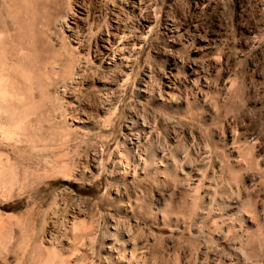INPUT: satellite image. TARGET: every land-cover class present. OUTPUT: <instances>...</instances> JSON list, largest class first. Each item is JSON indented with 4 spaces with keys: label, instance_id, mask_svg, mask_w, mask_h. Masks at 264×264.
Wrapping results in <instances>:
<instances>
[{
    "label": "rangeland",
    "instance_id": "374dc122",
    "mask_svg": "<svg viewBox=\"0 0 264 264\" xmlns=\"http://www.w3.org/2000/svg\"><path fill=\"white\" fill-rule=\"evenodd\" d=\"M53 2L0 0V63L8 64L2 86L17 98L0 110V264H45L49 248L61 253L52 264H264V0ZM115 13H127L134 35L145 36L126 68L98 65L95 53ZM66 58L74 76L65 73ZM67 84L76 100L63 94ZM113 100L117 109L107 114L102 102ZM7 123L18 138L2 137ZM136 136L146 169H125L117 154L127 155ZM44 140L49 145L39 146ZM95 156L102 165H92ZM160 157L171 162L167 169L158 167ZM194 184L199 189L188 192ZM208 186L217 189L210 205L201 198ZM231 196L242 207H230Z\"/></svg>",
    "mask_w": 264,
    "mask_h": 264
},
{
    "label": "bare ground",
    "instance_id": "6f19581e",
    "mask_svg": "<svg viewBox=\"0 0 264 264\" xmlns=\"http://www.w3.org/2000/svg\"><path fill=\"white\" fill-rule=\"evenodd\" d=\"M53 1V0H52ZM56 1H58V0H54V2H56ZM67 1V0H66ZM127 0H124V2H126ZM53 2V3H54ZM56 3H58V2H56ZM56 3H54V5L56 4ZM62 4V3H61ZM126 4V3H125ZM129 4V3H128ZM51 6H52V4H51ZM69 7V6H68ZM132 7V6H131ZM26 8V7H25ZM28 8V7H27ZM30 8V7H29ZM26 11H28V9L26 10ZM36 11V10H35ZM24 12V11H23ZM55 13V12H54ZM128 13V12H127ZM125 14V15H119L118 13L116 14H114V18L113 19H111L112 20V23H110V25H108L109 27H108V29L106 30V28H105V36H104V39H101L102 41H101V44L95 49V53H96V57H97V60H98V65H101L102 63H104V64H106V66L108 65V67L109 66H111L112 68H116L117 66L119 67V66H123V67H127V64L129 63V61L131 60V57H134V56H137V55H139V53H140V51H141V49H142V46H143V44H144V38H145V36L143 37L142 35H140V36H137V35H134V33H133V31H134V29H136V28H134V27H130L129 25H128V22H126V20H128V14ZM60 14V13H59ZM88 14V13H87ZM86 14V15H87ZM30 15V14H29ZM56 15V14H55ZM68 14H66V16H67ZM25 16V15H24ZM27 18H28V16H26ZM61 18H62V21L64 22L65 21V17H62L61 16ZM60 18V19H61ZM131 19V18H130ZM55 22H57V21H55ZM74 23V22H73ZM27 24V23H26ZM65 24V23H64ZM75 25V24H74ZM76 26H77V24H76ZM143 26V25H142ZM49 27V26H48ZM79 27V26H78ZM29 29H32V28H29ZM72 29V28H71ZM68 30V29H67ZM75 30H77V29H75ZM73 31V30H72ZM70 29H69V32H70V34H71V37H73V39L71 38V40H72V42L74 43V44H76V45H78V47L80 46V43H81V40H80V38L78 39V38H76L75 36H74V33L72 32ZM147 31L149 32L150 31V28L148 29V30H146L145 31V34H148L147 33ZM28 32L30 33V31L28 30ZM49 32V31H48ZM78 32V31H77ZM81 32V31H80ZM94 32V31H93ZM20 33V32H19ZM26 33V32H25ZM83 33V32H82ZM27 34V33H26ZM53 34V33H52ZM76 34V33H75ZM35 35H36V33H35ZM1 36V35H0ZM21 36H22V34H21ZM34 36V35H33ZM63 36V35H62ZM25 38V37H24ZM70 38V37H69ZM35 39V38H34ZM49 39V38H48ZM22 40V39H21ZM25 40V39H24ZM27 40V39H26ZM28 40H30V39H28ZM27 40V41H28ZM36 40V39H35ZM23 41V40H22ZM48 41V40H47ZM46 41V42H47ZM67 41V40H66ZM26 42V41H25ZM35 42V41H34ZM63 43V42H62ZM21 44V43H20ZM23 44V43H22ZM33 45V44H32ZM35 45V44H34ZM33 45V46H34ZM46 45V44H45ZM44 45V46H45ZM50 45V44H49ZM47 46V45H46ZM23 47V46H22ZM29 47V46H28ZM50 48V47H49ZM18 49V48H17ZM53 49V48H52ZM35 50V49H34ZM5 51H6V49H5ZM8 51V50H7ZM27 51V50H26ZM55 51H56V49H55ZM64 52V51H63ZM69 52H71V49H70V51ZM19 53V52H18ZM29 53V52H28ZM37 53V52H36ZM54 53V52H53ZM59 53V52H58ZM10 54V53H9ZM51 54V53H50ZM56 56H61V54H63V53H61V54H59V55H57V51H56V53H54ZM89 54V53H88ZM21 55V54H20ZM51 55H53V54H51ZM68 55V54H67ZM23 56H24V54H23ZM50 56V55H49ZM56 56H54V58L56 57ZM63 56V55H62ZM72 57L71 58H73V56L74 55H71ZM88 56V55H87ZM16 57H18V56H16ZM25 57V56H24ZM34 57V56H33ZM39 57V56H38ZM138 57V56H137ZM19 58V57H18ZM23 58V57H22ZM36 58V57H35ZM40 58V57H39ZM53 58V59H54ZM58 59H59V62H60V58L59 57H57ZM70 58V57H69ZM20 59V58H19ZM32 59V58H31ZM41 59V58H40ZM46 60V59H45ZM23 61V60H22ZM21 61V62H22ZM34 61H36V60H34ZM38 61V60H37ZM41 61H42V59H41ZM53 61V60H52ZM77 61V60H76ZM2 62V61H1ZM24 62H26V60L24 61ZM48 62V61H47ZM72 62H74V61H72V60H70V59H68L67 60V58L65 59V61L63 62L64 63V67L66 68L65 69V73H67L66 71H68V75H73V72H72V67H73V63ZM30 63V62H29ZM33 63V62H32ZM38 63V62H37ZM53 63H55V59H54V62ZM57 64H58V62H56ZM55 63V64H56ZM7 63L5 62V64H4V62L3 63H0V70H6L7 68V66H8V64L6 65ZM22 64H23V62H22ZM28 64V63H27ZM31 64V63H30ZM43 64V63H42ZM48 64V63H47ZM131 64V63H130ZM39 65V64H38ZM59 65H62V64H59ZM129 65V64H128ZM26 66V65H25ZM24 66V67H25ZM29 66V65H28ZM32 66V65H31ZM33 66H35L34 64H33ZM58 66V65H57ZM11 67V66H10ZM20 67V66H19ZM30 67V66H29ZM39 67V66H38ZM85 67V66H84ZM104 67V66H103ZM122 67V68H123ZM18 68V67H17ZM33 68V67H32ZM31 68V69H32ZM36 68V67H35ZM41 68V67H40ZM48 68V67H47ZM121 68V67H120ZM124 68V69H125ZM130 68V67H129ZM13 69L15 70V68L13 67ZM23 69V68H22ZM55 69H56V67H55ZM64 69V68H63ZM62 69V70H63ZM68 69V70H67ZM108 69V68H107ZM110 69V68H109ZM117 69V68H116ZM36 70H38V68H36ZM114 70V69H113ZM122 70V69H121ZM35 71V70H34ZM38 71H40V70H38ZM48 71V70H47ZM64 71V70H63ZM79 71V73L78 74H76V80L77 79H80L81 78V76H82V70H78ZM6 72V74H7V71H5ZM9 72V71H8ZM23 72H24V70H23ZM23 72H21V73H23ZM49 72H51V71H49ZM82 72V73H81ZM0 73H2L1 71H0ZM40 73V72H39ZM38 72L37 73H35V74H39ZM77 73V72H76ZM5 74V73H4ZM19 74V73H18ZM34 74V73H33ZM50 74V73H49ZM8 76L7 77H9V75L10 74H7ZM58 75V74H57ZM80 75V76H79ZM21 76V75H20ZM55 76V75H54ZM74 76V75H73ZM72 76V77H73ZM123 76H125L126 77V75H123ZM22 77V76H21ZM60 77V76H59ZM80 77V78H79ZM3 78H4V75H1L0 74V110H1V102H2V105L4 106V104H7V103H9L8 101H10L11 99H12V94H10L9 95V93H7L8 92V90L7 91H5V89H6V86L7 85H5V87L4 86H2V82L4 81L3 80ZM23 78H24V76H23ZM42 78V77H41ZM45 78V77H44ZM128 78V77H127ZM126 78V79H127ZM8 79V81H9V79L10 78H7ZM27 79V78H26ZM43 79V78H42ZM57 79H59V78H57ZM61 79V78H60ZM52 80H54V79H52ZM56 80V79H55ZM84 80V79H83ZM82 79L80 80V81H83ZM122 80V79H121ZM123 80H124V78H123ZM122 80V81H123ZM19 81V80H18ZM17 81V82H18ZM74 81V80H73ZM148 81V80H147ZM26 82V81H25ZM29 82V81H28ZM46 82V81H45ZM51 82V81H50ZM56 82V81H55ZM54 82V83H55ZM75 82V81H74ZM126 82H127V80H126ZM125 81L124 82H121V83H126ZM4 83V82H3ZM7 83V82H6ZM129 83V82H128ZM168 83H170V82H168ZM20 84V83H19ZM43 84H45V83H42V85ZM57 84V83H56ZM65 84V83H64ZM118 84V83H117ZM34 85V84H33ZM69 84H67V85H65L64 86V89H62L63 90V94H67L66 96L68 97V98H72V99H74V100H76V97L75 96H72L71 94H72V92H71V94H70V92H69V90L71 91V89H69V88H67V86H68ZM121 85V84H120ZM127 84H125V86H126ZM145 85V84H144ZM74 86V85H73ZM117 86V85H116ZM229 86H231V85H229ZM234 86V85H233ZM5 89H4V88ZM32 87V86H31ZM36 87V86H35ZM39 87V86H38ZM69 87V86H68ZM72 87V86H71ZM70 87V88H71ZM121 87H122V85H121ZM166 87L170 90V85L169 84H166ZM74 88H76L75 86H74ZM119 88V87H118ZM123 88V87H122ZM8 89V88H7ZM45 89V88H44ZM173 89V88H172ZM10 90V89H9ZM20 90V89H19ZM47 90V89H46ZM42 91V90H41ZM10 92V91H9ZM12 92V91H11ZM27 92V91H26ZM29 92V91H28ZM32 92V91H31ZM13 93V92H12ZM48 94V93H47ZM60 94V93H59ZM74 94H75V92H74ZM12 95V96H11ZM16 96V95H15ZM64 96V95H63ZM41 97H42V95H41ZM46 97H48V96H46ZM45 97V98H46ZM51 97V96H50ZM49 97V98H50ZM59 97V96H58ZM65 97V96H64ZM14 98V100H15V98L16 97H13ZM19 99L21 98V97H18ZM110 98V97H109ZM17 99V98H16ZM18 99V100H19ZM44 99V98H43ZM47 99V98H46ZM105 99V98H104ZM107 99V98H106ZM13 100V99H12ZM14 100H13V102H14ZM18 100L16 101V102H18ZM42 100V99H41ZM102 100V99H101ZM116 100V99H115ZM119 100V99H118ZM45 101V100H44ZM51 101V100H50ZM73 101V100H72ZM109 101V100H108ZM114 101V100H113ZM7 102V103H6ZM38 103V102H37ZM43 103V102H42ZM103 103V105L105 104L106 106L108 105L109 106V109H108V111H106L107 112V114H114L115 113V111H116V109H117V104H116V102L114 101V102H110L109 104H106V102L104 103V102H102ZM31 104H32V102H31ZM11 105H13V104H11ZM16 105V104H15ZM33 105V104H32ZM43 105H44V103H43ZM60 105V104H59ZM6 106V108H7V105H5ZM9 106V105H8ZM20 106H22V105H20ZM26 105L24 104V106L23 107H25ZM35 106H36V104H35ZM42 106V105H41ZM73 106V105H72ZM10 107V106H9ZM8 107V108H9ZM18 107V105L17 106H15V108L17 109H15L14 111L16 112V111H19V108H17ZM62 107H63V105H62ZM3 108H5V107H3ZM13 108V107H12ZM11 108V109H12ZM26 108V107H25ZM25 108H20V109H22L23 111H25V112H27V111H30V110H27V109H25ZM30 108V107H29ZM107 108V107H106ZM105 108V109H106ZM11 109L9 108V110H8V112H10L11 111ZM25 109V110H24ZM54 109V108H53ZM104 109V108H103ZM4 109H2V111H3ZM22 110H20V111H22ZM27 110V111H26ZM1 111V112H2ZM39 111H40V109H39ZM54 111H55V109H54ZM103 111V110H102ZM105 111V110H104ZM5 112V111H4ZM52 112H53V110H52ZM62 112V111H61ZM6 113V112H5ZM11 113V114H10ZM9 114H7V115H9L8 117H11V116H13L14 115V112L12 111V112H10ZM13 113V114H12ZM42 113V112H41ZM68 113V112H67ZM71 113V112H70ZM76 113V112H75ZM2 114V113H1ZM1 114H0V117H1ZM4 114V113H3ZM16 114L18 115V112H16L15 113V117H18V116H16ZM61 114H63V113H61ZM22 115V114H21ZM24 115V114H23ZM4 116H6V115H4ZM3 116V117H4ZM27 116H28V114H27ZM58 117H60V116H58ZM143 117V116H142ZM2 118V117H1ZM13 118V117H12ZM33 118V117H32ZM70 118V117H69ZM77 118V117H76ZM108 118V117H107ZM138 118V117H137ZM3 119V118H2ZM6 119H7V117H6ZM9 119V118H8ZM14 119V118H13ZM13 119H12V121H13ZM16 119V118H15ZM26 119V118H25ZM5 120V119H4ZM4 120H2L4 123H6ZM10 120H11V118H10ZM17 120V119H16ZM64 120V119H63ZM72 120H74L75 121V119H72ZM107 120V119H106ZM104 121V123L105 122H107V121ZM110 120V119H109ZM7 121V120H6ZM11 121V122H12ZM90 121H91V119H90ZM103 121V120H102ZM135 121V120H134ZM133 121V122H134ZM7 122H9V121H7ZM14 122V121H13ZM13 122H12V124H13ZM16 122V121H15ZM31 122V121H30ZM77 122V121H76ZM81 122V121H80ZM79 122V123H80ZM88 123V122H85V121H82V124H84V123ZM143 122V121H142ZM152 122V121H151ZM4 123H3V125H4ZM10 123V122H9ZM9 123H7V124H9ZM19 123V122H18ZM20 123H21V121H20ZM135 123V122H134ZM138 123V122H137ZM144 123H145V121H144ZM2 124V123H1ZM139 124V123H138ZM149 124H150V122H149ZM149 124H147L148 126L147 127H149ZM152 124V123H151ZM2 125V126H3ZM15 125V123L13 124V126ZM135 125V124H134ZM144 124L142 123V125H140V128L142 129V126H143ZM10 126V124L8 125V126H6L7 127V129H6V127H4V128H2L1 127V129H3V133H2V137H3V135L5 134L7 137H9L12 133H14V132H12V131H14V127H11V129L10 128H8ZM19 126V125H18ZM17 126V124H16V127H18ZM20 126H22V125H20ZM30 126V125H29ZM32 126V125H31ZM107 126H108V124H107ZM154 126V125H153ZM146 127V128H147ZM18 128H20V127H18ZM25 128V127H24ZM91 128V127H90ZM180 128V127H179ZM13 129V130H12ZM30 129V128H29ZM88 129V128H87ZM137 129V128H136ZM16 130H18V129H15V131ZM41 130V129H40ZM143 130V129H142ZM21 131H23V130H21ZM57 131V130H56ZM137 131H138V129H137ZM135 132V134L136 133H138V132ZM150 130H149V128H148V132L147 133H150L149 132ZM17 132V131H16ZM19 132V131H18ZM17 132V133H18ZM143 133H144V131H142ZM152 132H153V128H152ZM134 133V132H133ZM140 133V132H139ZM138 133V134H139ZM130 134H132V133H130ZM145 134V133H144ZM1 135V134H0ZM13 135H15V133L13 134ZM140 135V134H139ZM149 135H152V134H149ZM17 135H15V137H16ZM132 136V135H131ZM135 136V135H134ZM155 136V135H154ZM176 136V135H175ZM151 137V136H150ZM149 137V138H150ZM6 138V137H5ZM17 138H18V136H17ZM16 138V139H17ZM62 138V137H61ZM128 138V137H127ZM134 138V137H133ZM133 138H131V137H129L128 138V142H127V149H125V151L124 152H126V154L127 155H125L124 154V156H122V152L120 153V152H118L119 154H117L118 155V157H119V161H117L116 160V164H118V165H123V166H125V169H126V166H128L129 167V164L131 165V168H132V166L133 167H140V166H142L143 168H145L146 167V159L145 160H143L142 159V157H141V154H138V153H140L139 151L141 150L142 151V149H140L139 150V147L141 146L142 147V143H141V141H140V139H141V137H139V136H136L134 139ZM144 138H145V136H144ZM152 138V137H151ZM4 139V138H3ZM2 139V140H3ZM21 139V138H20ZM24 139V138H23ZM68 139V138H67ZM176 139V138H175ZM30 140V139H29ZM37 141L38 142V140H37V138L36 139H34V141ZM42 139H40V141H41ZM148 139H147V136H146V138H145V141H143V143L144 142H146ZM31 141H33L32 140V138H31ZM33 141V142H34ZM59 141V140H58ZM4 142V141H3ZM9 142H10V140H9ZM18 142H19V140H18ZM17 142V143H18ZM32 142V143H33ZM46 141L44 140V142H39V146H41V144H43V143H45ZM61 142V141H60ZM63 142H65L64 140H63ZM151 142V141H150ZM158 142V141H157ZM174 142H175V140H174ZM5 143V142H4ZM17 143H15L17 146L19 145V144H17ZM32 143H29V144H32ZM36 143V142H35ZM34 143V144H35ZM6 144H7V142H6ZM34 144H32L33 146H34ZM37 144V146H38V143H36ZM46 145L48 144L49 145V143H45ZM51 144V143H50ZM59 144V143H58ZM62 144V143H61ZM60 144V145H61ZM66 144V143H65ZM145 144V143H144ZM147 144H148V141H147ZM177 144V143H176ZM30 146L29 145V147H33V146ZM55 144H53V145H51V146H54ZM182 145V144H181ZM26 146V145H25ZM36 146V145H35ZM43 146H45V145H43ZM63 144L60 146V147H62L63 148ZM126 146V145H125ZM163 146V145H162ZM175 146V145H174ZM47 147V146H46ZM66 147V146H65ZM64 147V148H65ZM144 147V146H143ZM142 147V148H143ZM170 147V146H169ZM41 149L42 148H44L45 149V147H40ZM39 148V149H40ZM49 148H51L50 146H49ZM48 148V149H49ZM63 148V149H64ZM144 148H146V147H144ZM151 148V147H150ZM32 149H34L33 151H35L36 150V148L34 147V148H31L30 150H32ZM41 149L40 150H38L39 151V153H40V151H41ZM44 149H42V152L44 151ZM47 149V148H46ZM45 149V150H46ZM59 150H60V148H58ZM172 149V148H171ZM182 149V148H181ZM50 150V152H51V149H49ZM146 150V149H145ZM148 150V149H147ZM175 150H176V147H175ZM185 150V149H184ZM180 151V150H179ZM188 151V150H187ZM32 152V151H31ZM36 152V151H35ZM34 152V153H35ZM57 152V151H56ZM204 152V151H203ZM45 153V152H44ZM142 153V152H141ZM172 153H173V151H172ZM175 153V152H174ZM174 153H173V155L172 156H174ZM178 154L180 153V152H177ZM182 153H183V151H182ZM182 153H180V154H182ZM186 153V152H185ZM46 154V153H45ZM52 154H53V151H52ZM145 154V153H144ZM208 154V153H207ZM38 155H40V154H38ZM64 155V154H63ZM66 155V154H65ZM170 155H171V153H170ZM190 155V154H189ZM33 156H34V154H33ZM36 156V155H35ZM45 156L46 155H44V157H42V158H45ZM57 156V155H56ZM55 156V157H56ZM69 156V155H68ZM101 156V155H100ZM177 156V155H176ZM199 156V155H198ZM206 156V155H205ZM48 156H46V158H47ZM51 157V156H50ZM62 157V156H61ZM60 157V158H61ZM117 157V156H116ZM164 157V156H163ZM170 156L168 155V158H169ZM179 157V156H178ZM191 157V156H190ZM194 157V156H193ZM208 157V156H207ZM1 158V157H0ZM34 158V157H33ZM59 158V161L60 160H62V161H65V160H63V158H61L60 159ZM122 158H125L124 159V161H123V159ZM165 158V157H164ZM174 158V160H175V156L173 157ZM177 158V157H176ZM205 158V157H204ZM4 159V158H3ZM36 159V158H35ZM39 159V158H38ZM49 159V158H48ZM51 159V158H50ZM53 160L54 159H56V158H52ZM51 159V161H52V163L54 164V161ZM65 159V158H64ZM74 159V158H73ZM120 159H122V161L120 160ZM153 160H155V158L153 157L152 158ZM186 159V158H185ZM185 159H183L184 161H185ZM189 159V158H188ZM202 159V158H201ZM43 159H41L40 161H42ZM58 160V159H57ZM114 160V159H113ZM112 160V161H113ZM156 160H158V159H156ZM164 160V159H163ZM163 160H161V157H160V160H159V166L158 167H163V169H165L169 164L168 163H171V162H164ZM167 160V159H166ZM199 160H200V158H199ZM32 161H33V159H32ZM39 161V160H38ZM50 161V160H49ZM109 161V160H108ZM111 161V162H112ZM163 161V163H161ZM169 161H170V159H169ZM173 161V160H172ZM177 161H179L178 159H177ZM189 161H190V159H189ZM188 161V162H189ZM206 161V160H205ZM204 161V162H205ZM0 162H1V160H0ZM91 162H92V165H97V167H98V165H100L101 163H102V159H100V158H98V157H93L92 159H91ZM173 162H175V161H173ZM173 162H172V164H173ZM187 162V163H188ZM203 162V163H204ZM36 162H34V164H35ZM40 163V162H39ZM49 163H51V162H49ZM48 163V164H49ZM51 163V164H52ZM64 163V162H63ZM151 163V162H150ZM186 163V164H187ZM191 163V162H190ZM2 164H3V161H2ZM42 164H44V163H42ZM48 164L45 162V165H47L48 166ZM60 164V163H59ZM61 164H62V162H61ZM107 164V163H106ZM116 164H115V161H113L112 162V166L114 165V167L116 166ZM180 164V166H181V164L182 163H179ZM185 164V163H184ZM36 165H39V164H37L36 163ZM65 164H63V166H64ZM102 165V164H101ZM173 165H175V164H173ZM177 165V164H176ZM192 165V164H191ZM200 165V164H199ZM32 166V165H31ZM53 166H58V165H53ZM53 166H51L50 165V171H51V168L53 167ZM61 165H59L58 167H60ZM63 166H61L62 168H63ZM67 165H65V167H66ZM170 166V165H169ZM42 167V166H41ZM45 167V166H44ZM57 167V168H58ZM100 167V166H99ZM156 167V166H155ZM191 167V166H190ZM26 168V167H25ZM37 168V166L35 167V169ZM49 168H48V170H49ZM54 168V167H53ZM57 168H55V169H57ZM68 167H66V169H67ZM124 168V167H123ZM130 168V167H129ZM147 168H149V167H147ZM169 168V167H168ZM182 168V167H181ZM13 169V168H12ZM64 170V168H63V170L61 171L60 170V168H59V172L61 171V174H59V176L61 177V178H63V179H66L67 178V176L69 175V174H67V170H69V169H67V170ZM140 169H141V167H140ZM146 169V168H145ZM144 169V170H145ZM159 169V168H158ZM167 169V168H166ZM196 169H198V168H196ZM200 169V168H199ZM47 170V169H46ZM47 170V171H48ZM54 170V169H53ZM58 170V169H57ZM143 170V169H142ZM141 170V171H142ZM4 171V170H3ZM12 171V170H11ZM22 171H24L25 172V170H22ZM41 171H42V169H41ZM43 171H44V169H43ZM124 171V170H123ZM133 171H134V169H133ZM175 171V170H174ZM176 171H177V169H176ZM7 172V171H6ZM34 172V171H33ZM40 172V171H39ZM58 172V173H59ZM182 172V171H181ZM8 173V172H7ZM29 173V172H28ZM46 173V175H47V172H45ZM53 173L56 175V172H55V170L53 171ZM57 173V174H58ZM128 173V172H127ZM4 174H5V176H6V173H5V171H4ZM12 174V173H11ZM22 174V173H21ZM30 174H34V173H30ZM134 174H135V172H134ZM182 174V173H181ZM189 174H191V173H189ZM196 174H199V172L198 173H196ZM2 175H3V173H1L0 172V181L1 180H3V178H2ZM24 176L26 175V177H24L26 180H27V178H28V176H27V173H25V174H23ZM35 175V174H34ZM45 175V174H44ZM13 176H14V174H13ZM12 176V177H13ZM31 176V175H30ZM38 177H39V175H37ZM54 176V175H53ZM58 176V175H57ZM123 176V175H122ZM126 176V175H125ZM135 176V175H134ZM188 176H190V175H188ZM202 176V175H201ZM11 177V176H10ZM11 177V178H12ZM186 177H187V175H186ZM196 177H198V175L196 176ZM7 178H9V176L7 177ZM21 178H23V177H21ZM59 178V177H58ZM173 178V177H172ZM185 178V177H184ZM202 178H203V176H202ZM25 179H23V181L24 182H26L25 181ZM174 179V178H173ZM188 179V178H187ZM194 179V178H193ZM201 179V178H200ZM5 180V179H4ZM9 180H12V179H9ZM14 180V179H13ZM19 180V179H18ZM186 180V179H185ZM195 180H196V178H195ZM197 180H198V178H197ZM22 180H21V182H23ZM183 181V180H182ZM4 182V181H3ZM3 182H2V184H3ZM8 182V181H7ZM12 182V181H11ZM16 182H17V180H16ZM23 182V183H24ZM174 182V181H173ZM198 182H199V180H198ZM200 182H201V180H200ZM200 182H199V184H200ZM1 183V182H0ZM22 183V184H23ZM180 183V182H179ZM197 183V182H196ZM8 184V183H7ZM10 185H11V183H9ZM4 185V184H3ZM2 185V187H4ZM13 185V184H12ZM12 185L8 188V190L12 187ZM20 185H21V183H20ZM24 185H27V184H24ZM176 185V184H175ZM195 185V184H194ZM7 186V185H6ZM5 186V187H6ZM16 186H17V183H16ZM188 186V185H187ZM196 187L195 188H193V189H190L188 192H190L191 190H193V191H196L197 190V188L199 189V186H198V184L197 185H195ZM14 187V186H13ZM189 187H191V186H189ZM202 187V186H201ZM211 187L212 186H208V189H207V192L205 191V193L204 194H202L201 195V198H206L207 200H208V203L209 202H211V201H213L212 200V196H211V190H214V189H211ZM216 187V186H215ZM20 188H22L21 186L19 187V189ZM23 188H25V186H23ZM187 188V187H186ZM6 189V188H5ZM13 189V188H12ZM229 189V188H228ZM8 190H5V191H7L8 192ZM23 190V189H22ZM187 190V189H186ZM217 190V189H216ZM216 190H214L215 192H216ZM5 191H4V193H5ZM10 191L12 192V190L10 189ZM211 191V192H210ZM213 191V193H215ZM230 191V190H229ZM2 192H3V190H2ZM6 192V193H7ZM10 192V193H11ZM9 193V192H8ZM196 193V192H195ZM189 194V193H188ZM193 194H194V192H193ZM237 194V193H236ZM117 195V194H116ZM191 195H192V193H191ZM194 195H196V194H194ZM217 195V194H216ZM193 197H195V196H193ZM200 197V196H199ZM215 197V196H214ZM232 197V196H231ZM198 197H196V199H197ZM233 198V197H232ZM189 199V198H188ZM234 200H230L229 202H230V207H232V208H240V207H242V203L238 200V199H235V198H233ZM203 200V199H202ZM226 200V199H225ZM193 203V202H192ZM224 203V202H223ZM209 205H210V203H209ZM244 206V205H243ZM239 210V209H238ZM204 213H205V211H204ZM201 214V213H200ZM71 216V215H70ZM0 220H1V218H0ZM76 220V219H75ZM86 224V223H85ZM4 225V224H3ZM53 226V225H52ZM3 227V226H2ZM71 228V227H70ZM88 228H90V227H88ZM72 229V232H73V229H74V226H73V228H71ZM71 229H70V231H71ZM92 229V228H91ZM75 230L76 229H74V232H75ZM84 230V229H83ZM85 231V230H84ZM88 231V230H87ZM140 231V230H139ZM1 232V231H0ZM49 232V231H48ZM53 232V231H52ZM84 233V232H83ZM88 233V232H87ZM128 233H130V231L128 232ZM54 234V233H53ZM53 234H52V236H53ZM73 234V233H72ZM89 234V233H88ZM118 234V233H117ZM50 235V234H49ZM48 236V235H47ZM91 236V235H90ZM99 236V235H98ZM49 237V236H48ZM85 238V237H84ZM88 238H89V236H88ZM54 239V238H53ZM87 239V238H86ZM123 239V238H122ZM128 239V238H127ZM55 240V239H54ZM125 241V240H124ZM133 241V240H132ZM45 242H47L46 243V245L48 244L49 245V247H51V246H54L53 244V240H52V238H48ZM85 242V241H84ZM87 242V241H86ZM89 242V241H88ZM69 243V242H68ZM92 243V242H91ZM90 243V244H91ZM94 243V242H93ZM113 243L114 242H112V245H113ZM123 243V242H122ZM132 243V242H131ZM131 243H129V245L131 244ZM40 244H41V242H40ZM110 244V243H109ZM58 245V244H57ZM83 245V244H82ZM92 245V244H91ZM135 244H132L131 245V248L130 249H134L135 247H136V245L134 246ZM28 246V245H27ZM45 246V245H44ZM87 246V245H86ZM114 246V245H113ZM112 246V247H113ZM49 247H45V248H43V246H42V249H47V248H49ZM57 247V246H56ZM84 247V246H83ZM123 247H125V246H123ZM132 247H134V248H132ZM85 248V247H84ZM41 249V248H40ZM39 249V250H40ZM50 249V250H49ZM48 250H43V251H45L46 252V254L44 255L45 256V260L44 261H46V263H48V264H52L53 263V261H54V259H56V257H59V253L60 252H58L57 253V250L56 251H54V250H52V249H55V248H49ZM80 249H82V247L80 248ZM121 249H122V247H121ZM124 249V248H123ZM122 249V250H123ZM126 249V248H125ZM136 249V248H135ZM28 250V249H27ZM36 250V249H35ZM60 250V249H59ZM84 250V249H83ZM117 250V249H116ZM23 251V250H22ZM76 251V250H75ZM130 251V250H129ZM136 251V250H135ZM138 251H139V249H138ZM37 252V251H36ZM35 252V253H36ZM39 252V251H38ZM37 252V253H38ZM115 252V251H114ZM119 252V251H118ZM137 252V251H136ZM25 253V252H24ZM34 253V254H35ZM63 253V252H62ZM64 253H66V252H64ZM63 253V254H64ZM124 253H126V250L124 251ZM129 253V252H128ZM127 253V254H128ZM134 256H135V254L136 253H133V252H131ZM130 253V254H131ZM39 254H41V252H39ZM61 254V253H60ZM77 255H78V253H76ZM84 254V253H83ZM120 254V253H119ZM129 254V255H130ZM131 254V255H132ZM143 254V253H142ZM24 255V254H23ZM42 255V254H41ZM77 255H75V256H77ZM80 255V254H79ZM78 255V256H79ZM82 255V254H81ZM139 255V254H138ZM86 256V255H85ZM84 256V257H85ZM119 256V258H120V255H118ZM122 256V255H121ZM123 256H124V254H123ZM32 257V256H31ZM63 257V256H62ZM71 257H72V255H71ZM130 257V256H129ZM131 257H133V256H131ZM123 258V257H122ZM125 258V257H124ZM134 258V257H133ZM66 259V258H65ZM83 259V258H82ZM136 259V258H135ZM204 259V258H203ZM212 259V258H211ZM231 259V258H230ZM57 260V259H56ZM62 259H60V261H61ZM121 260V259H120ZM126 260H127V257H126ZM65 261V260H64ZM128 261V260H127ZM143 261V260H142ZM202 261V260H201ZM215 261V260H214ZM137 262V261H136ZM45 263V264H46ZM63 263H65V262H60L59 264H63ZM127 263V262H126ZM224 263V262H223ZM222 263V264H223ZM231 263V262H230ZM233 263V262H232ZM70 264V263H69ZM82 264V263H81ZM146 264V263H145ZM190 264V263H189ZM209 264H210V262H209Z\"/></svg>",
    "mask_w": 264,
    "mask_h": 264
}]
</instances>
